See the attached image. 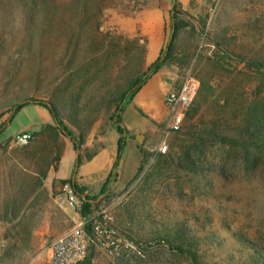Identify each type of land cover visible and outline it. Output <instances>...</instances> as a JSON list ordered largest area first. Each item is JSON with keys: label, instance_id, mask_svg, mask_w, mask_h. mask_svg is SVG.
Listing matches in <instances>:
<instances>
[{"label": "rangeland", "instance_id": "1", "mask_svg": "<svg viewBox=\"0 0 264 264\" xmlns=\"http://www.w3.org/2000/svg\"><path fill=\"white\" fill-rule=\"evenodd\" d=\"M172 11L179 29L159 72L170 90L193 76L198 92L179 133L167 120L132 132L147 153L138 176L126 181L125 165L120 181L116 169L94 192L72 174L96 200L86 220L79 196L56 174L73 143L37 102L53 105L85 149L97 151L99 137L113 146L118 98L167 54ZM26 19L0 9V264H48L55 240L74 232L84 246L74 264H190L168 249L177 226L199 239L203 264H264V165L251 167V150L240 146L264 101V0H50L34 27ZM221 54L245 61L219 63ZM36 119L40 132L17 143ZM200 138L205 147L191 168L181 154ZM161 142L171 155L165 162Z\"/></svg>", "mask_w": 264, "mask_h": 264}, {"label": "trees", "instance_id": "2", "mask_svg": "<svg viewBox=\"0 0 264 264\" xmlns=\"http://www.w3.org/2000/svg\"><path fill=\"white\" fill-rule=\"evenodd\" d=\"M50 3V0H0V9L3 11H20L22 12L26 17V25L27 27H34L36 25L35 22V15L42 13L46 6H48ZM32 16V19L31 17ZM172 33L171 36L167 42L166 45V51L167 54L165 56L158 57L155 62H153L149 68L147 69L146 73L132 82L127 90L125 92H122V94L118 98V102L116 103V109L111 116V119L116 124V128L118 133L120 134L119 138V145H118V151H117V158L115 160V163L113 165V169L111 170V173L109 174V182L110 184V177H114L115 170L118 168L120 160L122 158L127 138H128V131L123 125L122 121V114L124 113L127 105H129L133 99V97L136 95V93L143 87V85L156 73L160 71V69L165 64L169 53L172 51L176 34L178 31V25L175 21V15L174 11H172ZM217 61L219 63H226V62H235L236 60L232 58L230 55L227 54H221L217 58ZM244 59H239L238 63L244 62ZM259 63L257 62H251L249 65L256 66ZM264 66V65H262ZM28 103H21L17 107L14 108V111L10 117V120L24 107L28 106ZM37 105L45 108L48 110L50 116L55 121L58 129L60 130L61 134L65 137L69 138L70 141L74 145L75 150L81 149L80 141H78L77 137L75 136L74 132L66 125L64 122L60 119L59 114L56 110V108L45 102H37ZM189 116H192V113L188 114ZM9 120V122H10ZM4 131V126L0 127V135ZM180 132V131H179ZM178 132V133H179ZM32 136H34L36 133H34L32 130L29 131ZM245 136V138L240 141V143L235 142V144H240L243 151H250L252 154L251 156L246 155L247 162L250 163L251 167L254 166H260L264 165V101L257 104L253 111L250 114V119L248 122H246L240 132ZM201 143L192 144L191 146L184 147L181 158L185 163H187L191 168L195 167L194 162L199 161L200 157H202L203 148L205 145L202 143L204 142V138L199 139ZM140 153L141 157L146 156V152L142 150L140 147ZM248 156V157H247ZM143 159V158H142ZM141 159L140 166L138 168V171L136 173V176H138L142 169L143 160ZM171 159V155L169 154H159V161L165 162L167 160ZM80 163V158L78 159V164ZM115 177H117V174H115ZM61 184H69L72 186L74 192L76 195L79 196L81 203H82V209H81V215L84 219L89 220V216L92 213V206L95 203V198L88 197L82 189H80L75 183L73 184L71 180H61ZM91 221L87 223V229L90 227ZM172 239H167L168 249L176 256L183 257L186 260L190 262V264H203L201 261V255L199 252V239L195 237L193 234L187 232L185 229L182 228V226H177L176 229H174L171 232ZM165 240V239H162Z\"/></svg>", "mask_w": 264, "mask_h": 264}, {"label": "crops", "instance_id": "3", "mask_svg": "<svg viewBox=\"0 0 264 264\" xmlns=\"http://www.w3.org/2000/svg\"><path fill=\"white\" fill-rule=\"evenodd\" d=\"M147 89L149 90L147 91ZM145 90L147 92L144 96H141ZM169 91H171L169 83L164 77L162 78V73L158 72L143 85L133 97L131 103L127 105L122 114V121L128 131V138L117 168L118 181H120L121 172L125 165H129L131 169V173L126 181L136 175L142 159L139 149L141 146H139L136 138L133 137L132 132H136L137 134H144L148 130L154 132L157 126L167 120L165 98ZM149 93L150 95H147ZM40 122V119L33 120L20 131L29 132L33 126L41 124ZM99 127H101V122L98 124L97 121L92 125L91 129H98ZM115 129L117 131L116 124ZM118 135L120 134L118 133L117 138H114L113 142L110 143V145H113L110 147L109 138L99 137L97 143L101 147L97 151H90L85 149L87 146H81V149L77 152L73 145L67 144L65 153L62 154L58 163L57 179L69 180L73 176L72 174H74V179L77 180L78 185H84L83 187L86 188V191L96 192L101 189L107 182L117 158ZM93 140L87 144L93 143ZM129 151L131 152L130 157H128ZM86 152L87 154H85ZM77 157L78 159L80 158L79 164Z\"/></svg>", "mask_w": 264, "mask_h": 264}, {"label": "built area", "instance_id": "4", "mask_svg": "<svg viewBox=\"0 0 264 264\" xmlns=\"http://www.w3.org/2000/svg\"><path fill=\"white\" fill-rule=\"evenodd\" d=\"M199 89V81L193 76L187 75L177 89L168 92L165 98L167 108V127L173 132L182 129L186 113L192 104ZM14 140L22 145H27L32 141V134L21 132L14 136ZM160 153L166 152V145L161 142L158 147ZM102 244L109 247L111 236L114 231L104 230ZM82 237L79 233H68L57 238L52 247V257L48 264H74L83 254Z\"/></svg>", "mask_w": 264, "mask_h": 264}, {"label": "water", "instance_id": "5", "mask_svg": "<svg viewBox=\"0 0 264 264\" xmlns=\"http://www.w3.org/2000/svg\"><path fill=\"white\" fill-rule=\"evenodd\" d=\"M31 130H32L34 133L40 132V130H41V126H40V125L33 126V127L31 128ZM136 139H137V141H138L139 143L142 142V137H141V136H137ZM77 152H78V150H77ZM77 159H78V157H77Z\"/></svg>", "mask_w": 264, "mask_h": 264}, {"label": "bare ground", "instance_id": "6", "mask_svg": "<svg viewBox=\"0 0 264 264\" xmlns=\"http://www.w3.org/2000/svg\"><path fill=\"white\" fill-rule=\"evenodd\" d=\"M148 88H150V87H148ZM148 90H149V89H147V91H148ZM147 91L145 90L141 96H144V95H145V93H146ZM150 91H151V90H150ZM147 95H150V93H149V94H147Z\"/></svg>", "mask_w": 264, "mask_h": 264}]
</instances>
